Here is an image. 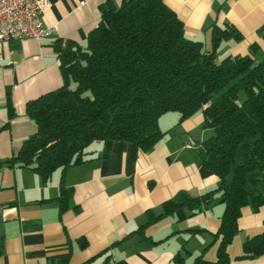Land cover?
Listing matches in <instances>:
<instances>
[{
	"label": "crops",
	"instance_id": "obj_1",
	"mask_svg": "<svg viewBox=\"0 0 264 264\" xmlns=\"http://www.w3.org/2000/svg\"><path fill=\"white\" fill-rule=\"evenodd\" d=\"M46 22L58 30L35 39L12 38L0 51V159L15 155L37 124L28 115L27 101L62 83L55 41L85 44L88 31L107 0H51ZM116 3L120 0H113ZM183 19L186 34L211 45V26L231 22L244 34L241 40H222L220 59L250 53L264 57V0H165ZM8 96L15 115L8 121ZM180 113L168 111L159 118L165 134L150 150L134 153L131 142L115 140L108 155L104 144L92 142L85 160L65 169V184L74 187L71 205L59 216L61 168L44 182L34 170L18 164L0 168V264H55L60 252L71 250L69 264L93 257L90 264H176L177 251L188 264L195 255L215 259L224 204H203L193 213L176 209L133 232L148 219V210L160 214L163 202L179 190L198 195L216 188L220 178L202 165L197 147L213 133L203 124L202 110L178 122ZM264 228V203L259 209L242 207L239 229L228 246L230 264H264V253L237 257L242 243ZM191 229H201L192 232ZM150 238H148V237ZM87 246L80 247L79 239ZM120 242L113 244L114 241ZM113 244V245H112Z\"/></svg>",
	"mask_w": 264,
	"mask_h": 264
},
{
	"label": "trees",
	"instance_id": "obj_2",
	"mask_svg": "<svg viewBox=\"0 0 264 264\" xmlns=\"http://www.w3.org/2000/svg\"><path fill=\"white\" fill-rule=\"evenodd\" d=\"M260 29L264 34V25ZM243 37L231 22L213 23L211 45L205 47L203 40L186 34L183 19L165 0L103 2L85 44L55 41L62 83L27 101L37 130L15 155L0 159V168L25 166L44 182L61 168L59 194L53 198L61 217L74 195V187L65 184V169L84 161L93 141H103L105 156L115 140L131 142L134 153L150 150L165 134L159 125L163 113L178 111L180 123L202 110L203 124L213 133L197 151L220 184L198 195L179 190L163 202L160 214L148 210L147 221L126 237L145 235L149 224L180 207L195 213L217 201L224 204L215 233L217 256L209 259L201 252L188 264H230L228 246L239 229L242 207L249 204L256 210L264 203V57L253 56L255 42L250 53L222 59L217 54L222 40ZM7 102L10 121L16 111L10 96ZM79 244L85 247L88 241L81 238ZM263 253L264 228L243 241L237 257ZM70 256L71 250L60 252L55 264H69ZM173 258L186 264L180 251Z\"/></svg>",
	"mask_w": 264,
	"mask_h": 264
},
{
	"label": "built area",
	"instance_id": "obj_3",
	"mask_svg": "<svg viewBox=\"0 0 264 264\" xmlns=\"http://www.w3.org/2000/svg\"><path fill=\"white\" fill-rule=\"evenodd\" d=\"M51 5V0H0V48L12 38L40 39L56 32L58 23L45 20Z\"/></svg>",
	"mask_w": 264,
	"mask_h": 264
},
{
	"label": "rangeland",
	"instance_id": "obj_4",
	"mask_svg": "<svg viewBox=\"0 0 264 264\" xmlns=\"http://www.w3.org/2000/svg\"><path fill=\"white\" fill-rule=\"evenodd\" d=\"M93 142H95V143H103L102 140H95V141H93Z\"/></svg>",
	"mask_w": 264,
	"mask_h": 264
}]
</instances>
